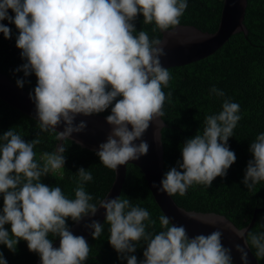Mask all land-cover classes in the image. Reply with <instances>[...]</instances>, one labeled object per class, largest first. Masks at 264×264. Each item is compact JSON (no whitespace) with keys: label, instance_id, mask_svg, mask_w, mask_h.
I'll return each mask as SVG.
<instances>
[{"label":"clouds","instance_id":"1","mask_svg":"<svg viewBox=\"0 0 264 264\" xmlns=\"http://www.w3.org/2000/svg\"><path fill=\"white\" fill-rule=\"evenodd\" d=\"M188 0H0V33L12 38L11 29L3 21L14 23L19 35L16 47L26 62L17 72L37 78L29 98L35 105L39 132L26 142L13 129L0 135V245L15 253L20 241L29 251L40 256L41 264H85L91 247L83 236L70 230L67 220L85 224L93 239H98L104 225L93 219L100 209L110 226L109 243L127 264H233V247L241 264H249V251L264 258V233L241 231L221 220L185 215L192 220L216 228L224 224L243 245L225 247L224 233L216 228L210 234L189 237L183 225H176L168 215L159 216L162 231L154 234L156 221L147 209L133 206L129 198L107 197L92 203L94 197L85 190L93 180L89 170L81 167L75 198L65 196L60 187H49L42 178L65 168L64 147L45 152L43 163L36 160L34 148L41 143L40 133H55L56 139H71L88 129L86 120L107 112L110 130L105 142L98 146L96 156L101 163L118 171L131 161H139L149 153L143 139L155 124L154 138L160 141L165 116L170 72L162 64L167 56V39L150 38L145 30L136 31L135 21L142 14L144 25L155 26L170 37L178 34ZM9 10L14 17L9 15ZM186 46L189 41L179 40ZM23 89L25 80L18 79ZM210 93L223 98L222 110L208 115L200 131L187 139L181 148L182 160L170 168L160 184H153L168 196L186 195L194 184L211 187L217 177L226 178L236 163L229 139L241 120L240 105L216 87ZM62 127V131H58ZM249 151L254 159L247 164L242 183L249 191L264 181V133L252 141ZM11 226V234L6 229ZM58 237L59 248L49 236ZM144 241V259L134 253ZM0 264H8L0 251Z\"/></svg>","mask_w":264,"mask_h":264},{"label":"trees","instance_id":"2","mask_svg":"<svg viewBox=\"0 0 264 264\" xmlns=\"http://www.w3.org/2000/svg\"><path fill=\"white\" fill-rule=\"evenodd\" d=\"M244 25L248 34L233 35L213 55L197 62L169 68L171 80L168 87L163 88L167 97L164 105L166 126L162 129L164 160L166 173L182 160L181 148L187 139L194 137L199 131L203 132L204 120L208 115L217 114L222 110L223 98L210 93L212 87L225 92L226 97L240 105L241 120L234 129L233 137L229 139L230 150L236 154V163L228 170L226 178L217 177L209 188L205 185L194 184L184 196H172L181 208L201 213H215L227 217L239 229L251 222L255 211L257 220L250 232L264 233V181L258 183L254 191H249L242 183L250 160L254 159L249 151L255 137L264 133V0H247ZM224 0H188V8L181 18L180 25L194 26L203 32L214 33L218 30ZM9 15L14 13L9 10ZM142 14L135 21L136 31L145 30L150 38L162 39V33L144 25ZM5 25L9 22L3 21ZM12 38H0V72L7 75L16 86L18 79H24L22 90L34 92L37 78L34 74L25 78L24 73L17 72L26 61L21 57V51L16 47V37L19 35L15 24L8 26ZM18 87V86H17ZM21 89V88H20ZM110 109L100 114L107 116ZM13 129L17 134L30 142L39 132L37 122L0 100V135ZM41 143L34 148L36 160L43 163L45 152H57L60 147L66 151L65 168L59 172L50 173L42 178L49 187H60L65 196L75 198L78 170L83 167L89 170L93 180L85 185V190L94 197L92 203L99 205L111 190L115 181V170L105 167L96 152L84 149L71 140L59 141L55 133H40ZM123 198H129L133 206H140L149 211L156 221L153 228L147 229L154 234L162 231L159 216L163 213L155 202L148 183L141 170L132 164L127 166V177L123 186ZM3 208V196L0 194V210ZM69 228L74 222L67 220ZM104 230L98 239L92 236L87 241L91 247L85 264H127L109 243L110 226L106 220L102 224ZM11 234V226L6 225ZM53 242L58 237L49 236ZM134 255L142 261L145 242L137 245ZM8 264H33L39 257L29 251L27 243L20 241L15 253L0 245ZM253 254L255 249H252ZM264 264V258L258 259Z\"/></svg>","mask_w":264,"mask_h":264},{"label":"water","instance_id":"3","mask_svg":"<svg viewBox=\"0 0 264 264\" xmlns=\"http://www.w3.org/2000/svg\"><path fill=\"white\" fill-rule=\"evenodd\" d=\"M247 0H224L223 10L221 14V20L218 30L214 33L203 32L194 26L179 25L178 34L176 37H170L166 33H162V41L167 39L169 44L166 48L167 56L162 57V64L165 68H174L185 66L204 58L213 55L219 50L233 35L237 33L248 34L247 28L244 25V19L247 9ZM8 23L6 26H9ZM3 36L0 33V38ZM179 40H186L189 43L184 46L179 43ZM0 100L13 107L17 111L24 115L35 119V105L29 98V92L17 87L9 77L0 72ZM106 116H93L90 118L78 117L77 122L80 120H86L88 129L85 133L74 136L82 142L84 149L96 152L100 143L105 142L110 127L107 125ZM166 126L163 121V128ZM162 128V129H163ZM162 129H160V141L157 142L154 138V132L157 130L155 124L150 126L149 130L143 137L150 146L147 156L141 157L139 161H131L129 164L137 166L144 174L148 183L149 189L153 195L155 202L160 208L163 214L169 216L172 223L176 225H183L188 232L189 237H194L198 234H210L219 228L224 235L222 243L225 247H233L235 243L243 245V241L235 236V234L224 224H217L216 228L210 225H205L198 221L189 219L185 213H192L195 216L223 220L226 223H230L238 230L247 229L250 231L255 225L257 220V213L259 209L255 211V214L246 227L239 229L235 226L227 217L218 215L215 213H201L195 211H188L176 204L172 196H168L166 193H161L157 188L153 187V184L159 185L161 179L164 177V147L162 142ZM62 131V127L58 129ZM71 140V139H69ZM72 141V140H71ZM128 164V165H129ZM120 166L118 171L115 170V181L111 190L108 192L104 199L107 197L121 196L123 186L127 177V166ZM99 207V205L97 206ZM98 220L101 225L106 220L105 212L100 209L97 215L93 218ZM88 218H85L80 224H73L70 230L76 236H83L87 241L92 236L90 231L85 228V224L90 223ZM59 239L53 242L55 248H59ZM249 251V264H259L257 258L253 254L252 250ZM233 264H241L239 254L235 252L233 247ZM33 264H41L40 256Z\"/></svg>","mask_w":264,"mask_h":264}]
</instances>
